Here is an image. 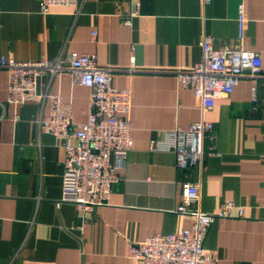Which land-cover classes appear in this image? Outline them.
<instances>
[{
	"label": "crops",
	"instance_id": "obj_1",
	"mask_svg": "<svg viewBox=\"0 0 264 264\" xmlns=\"http://www.w3.org/2000/svg\"><path fill=\"white\" fill-rule=\"evenodd\" d=\"M239 4L246 19L241 39ZM38 7L39 0H0V58L95 53L111 85L130 89V112L122 116L132 124L133 146L107 202L78 217L75 204L61 201L62 141L39 128L47 99L6 103L8 74L0 66V264H135L126 255L129 242L190 226L192 218L175 211L185 173L199 183L201 211L235 205L232 216L213 220L204 239L216 264H264V0H79L47 15ZM204 35L217 48L255 52L261 70L244 74L202 114L176 74L199 60ZM36 88L70 103L72 129L86 121L90 89L69 66L40 75ZM200 119L213 125L201 171L179 169L171 151L150 150L167 130Z\"/></svg>",
	"mask_w": 264,
	"mask_h": 264
},
{
	"label": "built area",
	"instance_id": "obj_2",
	"mask_svg": "<svg viewBox=\"0 0 264 264\" xmlns=\"http://www.w3.org/2000/svg\"><path fill=\"white\" fill-rule=\"evenodd\" d=\"M210 0H202L208 3ZM79 0H39L38 12L50 13L55 6H77ZM133 14L123 23L131 24ZM245 15L243 4L237 9V36H243ZM95 36V32H91ZM134 57H130V64ZM67 65L74 79L90 89V112L85 122L72 129V110L58 94L37 93V78L48 72L55 74ZM7 70L6 103L22 104L29 100L48 101V112L39 120L42 132L62 141L64 157L61 174V201L76 205L78 217L107 202L113 184L118 180L116 169L125 162L132 149V124L127 117L131 108L129 88L110 83V73L100 68L95 53L70 52L55 59L19 61L0 58ZM261 70V58L253 51L228 50L214 46L204 35L201 56L189 70H179L178 82L191 90L199 100L201 113L211 110L216 99L229 95L244 74L255 76ZM252 101H256L253 88ZM213 129L210 121L200 119L185 128L167 130L160 140H152L150 150L171 151L181 170L203 166V140ZM199 183L191 182L188 173L181 182V202L175 211L192 218L189 227L170 233H153L142 240L129 242L126 255L135 264H216L204 250L207 230L216 217H230L235 205L222 203L214 213L200 210ZM242 210H238V215Z\"/></svg>",
	"mask_w": 264,
	"mask_h": 264
}]
</instances>
